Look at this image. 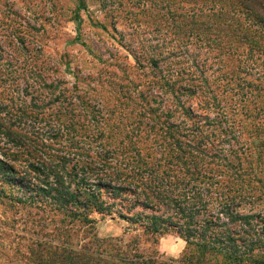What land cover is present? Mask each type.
I'll use <instances>...</instances> for the list:
<instances>
[{
	"label": "rangeland",
	"instance_id": "1",
	"mask_svg": "<svg viewBox=\"0 0 264 264\" xmlns=\"http://www.w3.org/2000/svg\"><path fill=\"white\" fill-rule=\"evenodd\" d=\"M197 7L204 13L202 2L194 6L172 0H0V160L16 167L15 176L41 186L45 176L30 164L46 173L58 170L67 183L73 174L103 185L126 180L121 184L128 189L120 198L103 193L112 213L91 212L92 227L70 222L65 211L42 194L37 198L45 208L0 199V264H16L13 250L42 240V235L62 239L67 233L76 245L97 236L113 239L124 249L131 245L145 255L174 260L200 253L195 249L199 227L190 226L195 236L189 245L183 236L187 218L173 203L157 199L159 189L188 211L200 210L195 220L214 216L217 226L227 222L239 233L251 232L249 240L257 244L243 264L264 261V130L250 139L251 133L240 132L238 124L228 133L225 126L206 127L210 141L206 138L205 151L194 152L197 160L187 155L184 165L170 155L168 127L194 128L184 108L217 120L222 113L235 119L264 110V49H239L235 35L210 33L203 25L207 18L188 14ZM187 78L192 92L181 89ZM205 98L210 109L203 105ZM196 134L199 139L201 133ZM251 142V149L260 152L254 157L246 152L247 174L234 184L252 195L233 205L235 212L252 215L249 227L220 214L224 196L219 185L197 181L192 189L186 169L196 164L212 170L214 182L232 181L235 169L226 165L236 168L238 156L244 155L241 145ZM104 160L117 169L89 170L91 164L103 166ZM119 170L122 178L116 181ZM54 178L50 173L51 182ZM157 184L160 188L154 190ZM3 188L9 195L31 197L1 178ZM143 191L151 207L143 204ZM195 192H201L202 201L194 199ZM146 215L168 221L158 223L160 231L155 232ZM248 244H241L240 253L249 254ZM210 260L230 264L223 255Z\"/></svg>",
	"mask_w": 264,
	"mask_h": 264
},
{
	"label": "trees",
	"instance_id": "2",
	"mask_svg": "<svg viewBox=\"0 0 264 264\" xmlns=\"http://www.w3.org/2000/svg\"><path fill=\"white\" fill-rule=\"evenodd\" d=\"M173 2L179 4L183 3H191V5H200L202 2L203 7H205L204 13L198 11L197 8H192L188 11V14H191L190 17L195 18H204L206 22L205 29L211 31L210 33L217 32L215 35L217 36L219 33L228 34L231 33L238 38V47L239 49L247 45L249 48H259V50L264 49V0H172ZM81 7H84L81 6ZM198 13H197V11ZM201 11V10H200ZM187 12H181L180 15H185ZM204 14V15H203ZM80 22V20L78 21ZM208 41V40H204ZM155 65L157 62L154 61ZM239 69L241 66H238ZM238 73V80L241 81V76ZM188 79V78H187ZM193 80V79H192ZM195 81V80H193ZM189 79L182 86L183 91L192 92V84H189ZM184 87V88H183ZM203 105L210 109V102L208 100L202 99ZM203 106V107H204ZM262 107V106H261ZM185 116L188 120L193 121L192 126L194 128H183L179 129L181 125L172 124L168 127L166 131L170 138L173 139V142L170 143L172 147H169V151H171L170 155L174 157L177 161L183 163L184 165L188 162L185 156L190 155L193 157V161L198 159V156L194 154V152L202 150L205 151V144L207 143V139H209V133H205L208 128H221L228 133L229 130L233 131L235 126L238 124L240 132H248V138L252 139L254 136V132L259 130H264V114H261L262 111L254 114L251 112H244L242 115L238 116L235 119L227 118L226 113H222L219 120L211 119L210 116H200L191 109L184 108ZM205 119V121H204ZM204 121V122H203ZM184 124V122H183ZM174 128V130H170V128ZM237 127V126H236ZM176 132L178 135H173ZM197 132L201 133V137L198 139ZM11 136V134H9ZM242 135V134H241ZM189 138V142L183 141L182 138ZM204 138V139H203ZM203 139V140H202ZM248 139V140H250ZM206 140V143H205ZM210 141V139H209ZM254 141V140H252ZM212 143V140H211ZM251 143L242 153L243 156H238L239 162L237 167L232 164L226 165L227 170L231 167L235 169L232 172V181L228 180L224 183H221L220 180H214V174L212 170H202L195 164V166H191V169L188 167L186 169V174H190L188 179V185L192 186V189L196 187L197 181H203L207 183L210 181L212 184H217L221 188V192L223 194V201L221 202L223 208L221 209L220 214L226 215L231 223L245 224L249 227H252V222L250 218L252 215H244L239 212L234 211V202L237 199L246 198V196L252 195L251 191H241V186L237 187L234 184L236 179L242 178L247 174V169L244 167V161L250 155L252 157L257 156L258 151H254V148L251 149ZM259 148V147H257ZM246 152H249V156ZM260 160V159H259ZM190 161V160H189ZM250 165V172L253 173L254 170L251 169L252 163ZM230 166V167H228ZM31 169H34L36 172L44 175L45 177L40 180L43 186L38 185L36 183H31L26 181L23 175L19 177L15 176L17 174L16 167L10 163L0 160V179L9 180L12 184L18 187L19 190H24L25 194L29 192L31 197L25 199V196L17 197L13 195H9L6 190L0 189V199L8 198L12 205L17 206H37L42 207L43 204L37 198L38 194H42L48 199H52L57 203L58 209H63L67 216H69L70 222L80 221L84 224H87L88 227H92L94 223V219L90 217V213L94 211H98L101 213H112L111 206L107 204V202L103 199V193H110L115 198H120L124 195L125 192L128 191L126 186L121 183L126 182V180H121L122 178V170L117 171L115 174L114 180L120 181V184L111 183V184H101L99 182H87V177H79L72 174V178L69 179V182H66L65 176L59 173L58 170H52L45 172V168L30 164ZM106 167H114L109 165L108 161L103 162V166H93L92 164L89 166V170L94 172H103L106 170ZM112 168V169H114ZM154 170V169H153ZM221 172V171H218ZM50 173H53L55 177V182H51L49 179ZM114 173V172H113ZM106 174V173H105ZM140 177L142 172L139 173ZM231 177H229L230 179ZM72 183L75 184V187L72 188ZM221 183V184H220ZM243 183V182H242ZM147 186L152 187L150 184ZM160 186L157 184L154 187V190L159 189ZM104 190V191H103ZM241 191V192H240ZM35 194L32 197V193ZM146 195V202H143L146 207H151L152 201L149 200L150 197L148 193L143 191ZM165 191L159 189L156 191L157 199L160 202L165 201L167 204H174L175 207L178 208V211L183 215L184 218H187L185 223L188 228H186L184 237L187 240L189 245L194 243L193 239L195 234H193L190 226L194 225L195 227H199V233L195 238L200 240L197 243L196 250H200L204 254L208 256V259H205V256L200 253L192 254L189 257H186L181 260H174L170 258H164L161 256L155 255H145L138 248H134V246H127L124 249L117 241L113 239H101L97 236L93 238H87L84 240L82 244L76 245L73 242H70V235L67 233L66 238H60L57 236V239L42 235V240H36L31 243L25 244L23 247H17L13 250V257L17 259L18 263L23 264H212L210 257L223 255L226 259H228L230 264H243L248 257L251 258L253 256V251L255 249V245L257 243H252V240H249L252 236V233L249 231H245L244 233L237 232V229H231L228 226L227 222H222L221 226H217L216 218L214 216L203 219L202 221L196 219L195 213H199L200 210L188 211L187 208H183L181 203L174 197H169L164 193ZM211 192V190H210ZM195 198H199L202 201L201 192H195ZM233 193V194H231ZM187 203L189 201H186ZM195 203H192V206ZM153 207V206H152ZM188 213V214H186ZM126 217V216H125ZM146 218L152 220L151 228L153 231L159 232L157 224L160 222L168 221L166 218H161L160 216H150L146 215ZM131 219V218H129ZM220 221V218H217V222ZM222 227H224L222 229ZM46 237V238H45ZM247 244L249 242V254L247 252L240 253L242 248L241 244ZM195 247V246H194ZM131 251L129 252V250ZM247 256V257H246ZM246 257V258H245ZM255 260V259H253ZM261 263L263 262H257ZM16 262V264H17Z\"/></svg>",
	"mask_w": 264,
	"mask_h": 264
}]
</instances>
